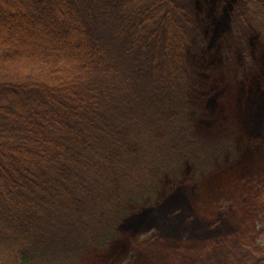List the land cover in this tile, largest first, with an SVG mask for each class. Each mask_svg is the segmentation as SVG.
Wrapping results in <instances>:
<instances>
[{"label":"trees","instance_id":"1","mask_svg":"<svg viewBox=\"0 0 264 264\" xmlns=\"http://www.w3.org/2000/svg\"><path fill=\"white\" fill-rule=\"evenodd\" d=\"M171 1L181 9L170 8V0H0V22L27 26L48 40L22 74L27 82L0 81V264H78L76 256L79 264H125L118 258L128 253L130 239L128 247L118 242L119 254L107 255L121 230L133 228L137 241L157 223H165L177 240L159 245L151 264H240L245 250L255 252V222L264 217V200L252 195L242 203L243 219H232L228 230L219 226L233 217L225 206L235 194L241 199L249 189L264 192V154L231 172L225 159L230 162L237 141L232 129L224 140L205 142L204 133H215L211 126L224 120L201 112L190 118L199 99L212 95L198 75L213 82L220 72L200 68L192 47L200 49L196 57L204 63L208 48L217 63L238 55L227 66L236 81L230 85L242 89L250 78L259 89L254 54L240 42H264V0H238L256 5L246 8L248 14L214 0V30L184 21L183 0ZM198 5L201 11L200 0ZM255 18L258 26L251 27ZM12 44L5 55L14 53ZM228 80L220 78L219 87ZM19 90L40 100L34 98L32 109H11L9 91ZM219 168L227 170L221 183L209 179ZM190 171L195 203L187 192L173 191ZM248 174L255 177L243 181ZM169 189L174 195L166 201ZM177 210L184 212L178 216ZM191 215L207 225L196 229ZM135 217L131 228L123 226ZM216 233L224 238L217 247L211 240ZM223 247L230 254L239 251L236 261L226 263Z\"/></svg>","mask_w":264,"mask_h":264},{"label":"rangeland","instance_id":"2","mask_svg":"<svg viewBox=\"0 0 264 264\" xmlns=\"http://www.w3.org/2000/svg\"><path fill=\"white\" fill-rule=\"evenodd\" d=\"M8 3L13 2L16 4V0H6ZM222 2L226 1L229 2L230 5H234V10L236 8H240L239 12H243L245 14L250 13L247 9L254 10L256 5H250V4H241L238 0H221ZM237 1V2H236ZM200 3L203 4V9L200 11L198 9V0H183L182 6L186 9L184 12V21H194L196 25V29H200V27H205L208 25L210 28H215L213 22L216 19V12L214 13L212 11V4H214V0H200ZM205 4V7H204ZM5 5V4H4ZM170 8L180 10L181 8L179 6H176L172 3L170 0L169 5ZM9 7V6H8ZM262 7V6H261ZM259 7V8H261ZM5 8L6 5H5ZM247 8V9H246ZM246 9V10H244ZM262 11V8L261 10ZM259 13H257L258 15ZM220 18V17H219ZM218 18V19H219ZM220 20V19H219ZM236 20V19H235ZM251 22V27L252 26H258L257 23V18L249 20ZM220 21H217L216 23L220 25ZM238 22V24L242 27L243 25L241 22ZM248 25H244L245 28H243V31L245 34L248 31L247 28ZM21 27V26H20ZM20 27H15L9 24H5L0 22V81L4 82H10V83H24L27 82L22 76V74L27 70L30 69L28 68L30 64L34 63V61H30L31 59L34 58V56L37 55L38 49L40 48V45L42 46V42H48L47 38L45 37V40L39 39L41 36H34L33 34L30 33V30L28 29L27 26H22ZM9 28H11L9 30ZM20 28V29H18ZM195 27H193V31H196ZM261 30V29H259ZM251 33H255L254 31H251ZM260 36V34H257ZM222 40L227 39L226 35H223L220 37ZM261 40V39H260ZM249 41V40H247ZM255 44L252 45V42H240L241 48L244 46L246 49V52L248 51L249 54L253 53L254 54V66L256 70L259 72L257 77V81L260 84V88L257 89L256 85H251L248 81H252V79H247V84H245L242 89L238 85H230L231 83H235L236 81L233 79L234 74L229 72V69H227V66L231 67L233 60H240L238 55H234L231 57L230 55L227 56V58H222L223 60L221 62H216V57L212 55L210 52L209 48L207 49V54L209 59L206 60V62H202V58L196 57L198 53L200 52V49H193V54L194 50L197 51L198 53L195 55V57H192V59L195 61V63L198 64V66L202 69L205 67H208L207 70L213 69L216 67L217 71L220 73H217L219 75L218 78H216L213 82H209L208 77H206L205 74H202V76L198 75V78H200V81L206 82V88L208 89V92L211 93V97L209 99H199V107L195 106L196 108L195 111L191 113V119H195V114L198 112H201V116L203 118H210V116L214 113V115L219 114L221 118L226 121H219L215 122V124H218V126H215L213 124L211 127H214V132L212 134V131L208 132V135L204 133V139L205 142H210V143H215L217 140L221 139L222 140L228 138V131L232 129V131L236 134L237 136V141L234 142L232 148L233 152L232 154V159L229 162L228 157L225 159L226 161V166H228L231 169V172L233 169H235V166H240V165H246L251 166L252 160L256 159L261 156V154H264V42L255 40ZM10 42H18L16 44H12ZM9 44L14 45V53L12 55H5L4 52L6 48L9 46ZM233 44L234 42H229L228 47L229 49H233ZM240 44L236 43L235 45L237 47H240ZM17 46V47H16ZM43 47V46H42ZM37 49V50H36ZM223 53V52H222ZM238 54V53H236ZM36 60V59H35ZM63 61V59H61ZM56 66V65H55ZM56 68V67H55ZM233 69V68H232ZM59 70V69H58ZM254 70V69H253ZM252 70V71H253ZM229 78L232 80H228L229 85L226 87H219V79L220 78ZM246 77V76H245ZM42 80V79H41ZM30 81V80H29ZM214 83V84H213ZM8 96H12L13 101H8L7 106L9 108H13L16 110H23L26 108L32 109L31 107H34L35 102L34 98H37L40 100V96L38 94H34L31 96H28V94L21 92L19 90V93L16 92H11L9 91ZM42 97V96H41ZM212 102V103H211ZM210 103L213 104L210 107ZM197 105V103H196ZM39 107V106H35ZM34 110V109H33ZM21 112V111H20ZM25 112V111H24ZM47 113H53L52 109L47 108ZM231 121V122H230ZM41 127V126H40ZM40 127H39V132H40ZM142 130V129H141ZM141 132V131H139ZM142 139L140 133L138 134ZM155 156V155H154ZM152 156V157H154ZM151 157V156H150ZM11 160V159H10ZM13 163V161L11 160ZM10 162V163H11ZM16 166V162L14 161L13 163ZM200 164V163H199ZM217 166V165H215ZM214 166V167H215ZM249 173H254L253 168L249 167L248 168ZM226 173L227 170H220L217 171L214 175L211 176L209 179L216 178L220 183L224 182V179L226 178ZM198 174V173H197ZM248 179L244 178L243 181H251V178L255 177L254 174H248ZM199 176V174H198ZM241 174L235 175V177H239ZM243 175L242 177H244ZM192 177L193 179H190ZM195 175H191L190 172H184L178 181L180 184H177V186L174 187L173 191H180L182 193L187 192L189 194V199L195 197L193 202L195 203L196 201V194H195V188L192 187L193 181L196 180L194 179ZM189 181V182H188ZM257 183H254V187ZM243 193V190H236L235 192ZM249 193L246 195V192H244V195L240 199V194H235V192L232 194L230 201L226 202V207L231 206L233 213V217H227V219L230 222H226L223 225L221 224L219 227L225 228L226 230L230 229V226H232V219H238L241 214H246L245 209L242 208V203L244 204L245 201L248 202L249 198L253 195L256 200L262 201L264 200V195L263 191H255L252 192L253 189L248 190ZM174 193H171V190H167L165 193V198L166 201L173 198ZM252 196V197H253ZM232 201V202H231ZM99 207V205H98ZM112 207V206H110ZM160 207V206H159ZM159 207L156 206V209H159ZM176 215L179 216L180 213H183V210H177ZM159 213V212H158ZM140 217V215L138 216ZM204 217V216H202ZM171 219H168V223L173 225V222L175 221L174 217H170ZM177 218V217H176ZM199 220H195L194 217H189L188 221L190 220V223L194 221L192 224H195L196 229L199 227V223L202 225V227L207 225V221H203L201 217H199ZM243 219L242 217H240ZM158 219V217H156ZM137 217L135 218H130L128 221H126L123 226L124 227H132V224H134L136 221H138ZM187 221V222H188ZM205 222V223H204ZM179 223V222H178ZM188 223V224H190ZM191 224V225H192ZM220 224V223H219ZM218 228V227H217ZM255 230H256V240H255V252L254 249L251 250H245L246 252H243L244 254L242 257V261L240 264H264V217H259L257 221L255 222ZM213 230V229H212ZM131 231L133 233V228L129 232H127V229L121 230L119 238L116 240V243L113 242L111 246L108 247L107 250V255L110 257L116 256V253L120 249L121 246L125 245L128 247V241L127 239H130L129 242L130 248L128 250V253L124 255V257H119L118 259L120 260V263H125V264H149L152 262L153 257L155 256V250L159 247V245H166L167 243H170L171 245H175V242L177 240V236L175 235V232L170 230L168 227L165 226V223H157V228L151 232H144L140 234L138 237L137 241L135 240V236L131 234ZM216 231L215 229L212 231ZM236 231V230H234ZM207 232V231H206ZM224 233H226L224 231ZM227 235V233H226ZM230 237V236H229ZM219 234L217 236V233L213 235V238L211 239L213 242L212 244H216V240H219ZM224 239V238H222ZM121 240V246H117L118 242ZM236 239H234L235 241ZM148 241L147 245H140L138 246L137 244H140L141 242ZM237 243H240L238 241ZM219 244V243H218ZM221 245V244H220ZM217 247V244H216ZM221 255L226 256L224 257L226 260V263H228V260H233L236 261V259L239 256V251L237 250L235 253L233 252L230 254L228 250L224 251V247L221 248ZM104 253H102L103 255ZM121 256V255H120ZM251 257V258H250ZM117 258V257H116ZM117 259V260H118ZM249 260V261H248ZM76 261L78 264L80 263V259L77 258L76 256ZM248 261V262H247ZM239 263V260L237 261ZM151 264V263H150Z\"/></svg>","mask_w":264,"mask_h":264}]
</instances>
